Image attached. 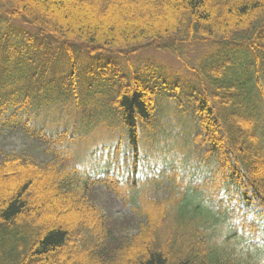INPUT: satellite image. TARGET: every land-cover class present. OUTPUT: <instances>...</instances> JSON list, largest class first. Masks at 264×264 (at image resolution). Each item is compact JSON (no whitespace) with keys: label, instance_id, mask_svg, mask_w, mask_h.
<instances>
[{"label":"trees","instance_id":"trees-1","mask_svg":"<svg viewBox=\"0 0 264 264\" xmlns=\"http://www.w3.org/2000/svg\"><path fill=\"white\" fill-rule=\"evenodd\" d=\"M0 81V125L50 154L0 159V264H264V0H0Z\"/></svg>","mask_w":264,"mask_h":264},{"label":"rangeland","instance_id":"rangeland-1","mask_svg":"<svg viewBox=\"0 0 264 264\" xmlns=\"http://www.w3.org/2000/svg\"><path fill=\"white\" fill-rule=\"evenodd\" d=\"M74 1V0H73ZM76 7V11L78 14V20L83 22H88L92 20L93 13L88 12L85 8H82L78 4L73 5ZM158 58L161 61H167V65L173 70L178 69V63L167 55V58L158 54ZM11 77L15 79L17 85L14 88L21 87L28 79L30 74L27 71V68L19 69L17 71H9V69L5 72V78ZM44 147L42 143L36 139L28 137L23 131L15 128H4L0 126V157L2 156L3 151H15V152H27L33 155H38L39 160L44 159L45 156L40 154L43 151ZM40 154V155H39ZM46 159V158H45ZM99 199L101 203L105 204L106 207L111 211L113 222H116L124 229H135L137 217L135 216L134 211H130V205H124L123 201L118 198L115 194H109L108 192H103L101 188L98 189ZM62 213L57 211L56 214H53L55 218L61 216ZM76 246H71V244L65 245V250H63L62 254L59 253L55 257L60 255V259L64 262L63 257H68L73 250L77 251L78 244ZM63 259V260H62ZM54 261V264H61V262Z\"/></svg>","mask_w":264,"mask_h":264}]
</instances>
